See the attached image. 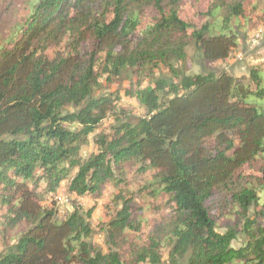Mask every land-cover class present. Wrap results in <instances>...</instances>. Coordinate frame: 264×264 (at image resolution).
<instances>
[{
	"label": "trees",
	"instance_id": "obj_1",
	"mask_svg": "<svg viewBox=\"0 0 264 264\" xmlns=\"http://www.w3.org/2000/svg\"><path fill=\"white\" fill-rule=\"evenodd\" d=\"M21 3L0 46V264H264V66L173 68L188 48L229 62L264 0ZM125 78L149 84L134 123L112 90ZM105 187L103 252L90 220Z\"/></svg>",
	"mask_w": 264,
	"mask_h": 264
},
{
	"label": "rangeland",
	"instance_id": "obj_2",
	"mask_svg": "<svg viewBox=\"0 0 264 264\" xmlns=\"http://www.w3.org/2000/svg\"><path fill=\"white\" fill-rule=\"evenodd\" d=\"M23 8V4L21 0H0V46L6 45L8 40L9 33L12 31L13 26L17 22L16 18V9ZM240 45L235 50L232 55V58L227 63H207L204 62L201 55L194 51L191 48L187 49V60L184 63H174L173 68L176 73L185 74L188 76L193 75H204L207 73H216L220 70L225 69L230 75L234 77H247L249 68L253 66H264V20L259 21H250L245 25H242L240 28ZM259 33L261 36V40L259 43L253 47H249V39L254 34ZM56 51V50H54ZM53 50L50 52L52 54ZM239 54H243L244 58L240 62L237 59ZM156 75L163 76L165 78H169L170 73L165 69L161 68L156 72ZM149 86L148 81H146L141 88H137L132 84V80L129 78H125L120 83L115 84L112 87L113 91L118 92L120 96V100L118 102V106L121 110H123L126 114L127 121L134 123L137 119L143 117L145 115V110L142 107L139 100V91L141 89L147 88ZM66 112H76L74 108H68ZM116 124L112 121L111 118L106 119L100 129L95 132L89 138V145L84 149L82 155L86 157L90 153H94L96 151L95 145L93 141L97 135L100 133L108 134L111 131V128ZM67 183H63L55 196L52 198L51 202L54 205V209L56 210L57 219H60L63 214L67 211H71V196L67 192ZM112 190L110 187H105L103 191V196L97 202L96 209L94 214L91 217V225L93 228V237L91 242L99 246L103 252H106L105 241V229H102L104 226L103 223L108 221V215H106L105 207L109 204L108 199ZM66 197L68 199V205L60 208V206L56 203V197ZM84 208H89L93 205V202L89 199L80 200ZM244 244V238L239 236L238 239L232 243L233 248H239ZM163 264H168L167 259L164 256Z\"/></svg>",
	"mask_w": 264,
	"mask_h": 264
},
{
	"label": "built area",
	"instance_id": "obj_3",
	"mask_svg": "<svg viewBox=\"0 0 264 264\" xmlns=\"http://www.w3.org/2000/svg\"><path fill=\"white\" fill-rule=\"evenodd\" d=\"M260 40H261V36L259 35V33L254 34L249 39V47L250 48L255 47L259 43ZM243 58H244L243 54H239L237 56V59L239 61H242ZM56 203L58 206H60V208H62L64 206L68 205V199L64 196H62V197L58 196V197H56Z\"/></svg>",
	"mask_w": 264,
	"mask_h": 264
}]
</instances>
